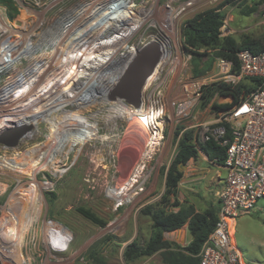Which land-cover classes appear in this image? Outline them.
<instances>
[{
	"label": "rangeland",
	"instance_id": "1",
	"mask_svg": "<svg viewBox=\"0 0 264 264\" xmlns=\"http://www.w3.org/2000/svg\"><path fill=\"white\" fill-rule=\"evenodd\" d=\"M15 3L19 14L14 19L9 18V10L0 4V64L2 60L13 64L21 59L12 83L23 81L22 89L21 86L18 87L12 101L19 99L23 107L15 108L16 110L0 108L4 111L0 115V136L14 129V126L10 125V128L5 123L8 115H17L15 112L21 108L26 107V115L32 112L42 117L35 118L36 121L31 119L30 125H25L29 132L34 131L32 139L15 147L0 142V216L4 215V208L7 210L13 202L12 198H16L21 201L17 205V212L21 216L24 213L25 217H33L38 221L36 227L29 228L31 233L36 230L39 237L46 236V219L58 221L66 226L72 235L70 252L82 248L81 252L75 253L76 264H164L161 251L133 260L126 257V251L130 243L135 241L142 247L152 237V211L158 208H164L168 212L178 210V207L170 205L174 203L173 198L171 202H163L166 172L174 159L177 146L175 132L179 126L183 128L184 125L195 121H203L208 115L203 113V110H198L193 111L195 118L184 119L177 125L167 123L164 150L159 157L156 156L157 160L149 163V168L144 173L147 185H143L144 189L140 193L134 185L129 188L126 182L142 161L150 133L142 121L134 118V113L142 104L149 86V93L165 88L166 91L163 92H167L171 101L186 94L183 88L186 82L199 78L192 75V55L188 54L184 47L183 28L187 20L198 13L217 8L224 17L222 36H230L238 43L246 37L264 39V2L15 0ZM88 3H94L97 9L93 8V13L88 14L85 21L79 19V22L83 23L82 28H86L87 35L82 39L77 32L70 34L71 37L74 36L75 41L78 38L77 42L82 40L83 43L68 61H79H71L68 64L65 61L64 68L47 73L48 76H43L42 80V75H37L28 84L26 67L40 66V61L55 51L53 43L61 40L59 33L54 30L58 29L60 19L64 16L65 20L74 18L77 14L80 18ZM168 6L172 7L173 13L165 20V15L169 14ZM253 7H256L255 11L245 12ZM126 27H130L131 31L123 33V39L113 42L110 47H94L96 54L93 51V55L87 54L86 57L84 52L91 41H94L93 38H108ZM159 48H162V51H159ZM164 53H167L168 59L163 64L162 74L157 73L161 75L159 80L164 83L159 85L160 81H155L157 78L148 85L155 75L154 71L161 64ZM100 54L107 58L97 64L96 57ZM161 56V60H158ZM205 59H208V55ZM103 65L105 66L102 67ZM12 77V70L0 76L2 91L10 88L11 85H6ZM38 80L41 81L40 85ZM82 83L81 90L78 88L77 92L73 91V87H80ZM63 87L66 94L63 93ZM53 94H57L55 100L53 98L54 102L48 100ZM97 94H102L101 98L97 97ZM74 97H84L89 101L86 104H77L76 100H73ZM64 100L67 103L63 108L55 104ZM118 108L126 111L121 117L116 116ZM45 109L50 110V113L45 114ZM71 117L84 119L85 124H82L83 121H71ZM58 125L63 127L64 131L65 128L71 131L61 145L57 138L63 131ZM38 159L39 161H36ZM154 163H157L158 167L155 168ZM14 164L17 165L13 167ZM205 181H201L200 185H205ZM125 186L128 188L125 189ZM121 202L123 205L116 210ZM179 202L184 203L180 200ZM83 210L94 213L96 219L93 221L86 217ZM181 229H188V240L185 243L187 245L192 238L191 232L187 224L178 230ZM175 231L165 232L164 235L166 240L180 244L174 238ZM231 236L246 263L264 264V199H260L253 210L242 213L236 219ZM25 240H28V236Z\"/></svg>",
	"mask_w": 264,
	"mask_h": 264
},
{
	"label": "built area",
	"instance_id": "2",
	"mask_svg": "<svg viewBox=\"0 0 264 264\" xmlns=\"http://www.w3.org/2000/svg\"><path fill=\"white\" fill-rule=\"evenodd\" d=\"M217 50L199 49L214 58L213 67L206 75L186 82L183 85L184 96L170 101L167 92H163L165 88L162 91L152 90L153 93H149L150 86L147 88L142 106L134 117L144 122L150 133L147 146L155 151L142 159L126 185L129 188L134 185L141 193L143 185H147L144 173L149 163L157 160L156 156L159 157L164 150L167 123L177 125L184 119L195 118L193 111L203 110L207 118L184 125L180 136L193 130L194 143L201 152L202 144L212 140L223 146L226 157L221 165L226 176L224 186L217 192L218 219L202 245L199 264H248L232 242L231 234L236 219L242 213L253 210L258 201L264 199V50L238 51L239 69H235L232 60L217 56ZM160 78L161 75L155 81H160ZM162 83L164 81L158 84ZM214 83H225L232 88L244 83L246 88L236 101L233 96H222L217 91L202 107L203 92ZM225 103L230 106L223 109L215 107ZM154 166L156 168L158 164L154 163ZM121 205L123 202L117 205L116 210ZM4 210V215L0 216V264H76L75 253L81 252L82 248L70 252L72 235L66 226L46 219V236L42 238L36 230L31 233L29 229L38 224L36 218L25 217L22 213V221H14L5 215ZM11 228L15 229L14 235L9 231ZM26 232L28 235H25ZM27 236L28 240H25Z\"/></svg>",
	"mask_w": 264,
	"mask_h": 264
},
{
	"label": "trees",
	"instance_id": "3",
	"mask_svg": "<svg viewBox=\"0 0 264 264\" xmlns=\"http://www.w3.org/2000/svg\"><path fill=\"white\" fill-rule=\"evenodd\" d=\"M0 4L9 10V18L14 19L19 14L15 0H0ZM255 10L256 7H253L245 12L250 13ZM223 26L224 17L217 8L198 13L185 22L183 28L184 47L192 55L190 63L194 77L206 75L213 67L214 58L208 56L206 60L207 53L200 52L201 48H217L216 55L232 60L235 69H239L238 51L249 49L260 52L264 50V39L246 37L244 41L238 43L230 36H222ZM245 88L246 84L244 83L235 88L225 83H214L204 90L201 106H205L217 91L222 96H233L236 101ZM229 106V103L215 105L217 109ZM181 128L182 126H179L175 132L177 146L174 159L166 172L163 196V202H171V198H173L174 203H170V205L178 207V210L168 212L164 208H158L151 212L154 233L142 247L135 241L128 245L126 257L130 260L141 256H152L161 251V259L164 264H199L202 245L216 225L219 204H211L204 211H197L193 204L179 202L178 185L184 173L182 166L191 159H197L200 152L194 143V131H185L180 136ZM201 150L210 160L218 164H223L225 161V148L213 140L202 144ZM147 211L150 212V210ZM83 214L93 221L96 219V215L91 211L83 210ZM186 224L193 236L189 244L181 245L164 239L165 232L178 230Z\"/></svg>",
	"mask_w": 264,
	"mask_h": 264
},
{
	"label": "bare ground",
	"instance_id": "4",
	"mask_svg": "<svg viewBox=\"0 0 264 264\" xmlns=\"http://www.w3.org/2000/svg\"><path fill=\"white\" fill-rule=\"evenodd\" d=\"M99 5V4H98ZM88 7V8H87ZM171 6H168V8H169V14H167V15H165V17H164V19L165 20H168L169 19V17H171V16H169V15H171L173 12H172V7L170 8ZM93 8L94 9H97V6L93 3H88L84 8H83V11H82V16H80V18H79V14H77L76 15V17H74V18H71V17H69V18H67V20H65L64 19V17H62L60 20L61 21H59V26H58V29H54L55 30V32L58 34L59 33V36L58 37H61V40H58V38H57V40L58 41H56L55 43H53V47H55L54 49H55V51L51 54V55H49V56H46V58H45V60H44V58H43V60L42 61H40V62H42L41 63V65L39 66V65H34V66H32V68H28V67H26L27 69L25 70L24 68H23V70H25V72H27V83L31 80V79H33V77H37V75H42V78L40 79V80H42L43 79V76H46L47 75V73H49L50 74V72L51 71H56V70H59V69H61L62 67L64 68V66H66V64H68L69 62H71V61H76V60H78V59H72V60H70V61H68V59H69V57L70 56H72V54L74 53V51L80 46V44L81 43H83V42H77V41H79V39L77 38V41H75L76 39L74 38V36H70V34L72 33V32H77V33H79L80 35L79 36H81V38L82 37H84L85 38V36L87 35V33H86V28H85V30L82 28L83 27V23L82 22H79V19H83V21H85L88 17H87V15L88 14H90L91 15V13H93L92 12V10H93ZM171 9V10H170ZM94 11V10H93ZM99 11V10H98ZM132 14H133V12H132ZM132 17V16H131ZM138 18V17H137ZM137 18H136V21H137ZM164 20V21H165ZM64 21H65V23H64ZM124 21V20H123ZM87 22V21H86ZM167 22V21H166ZM126 23H128V22H126ZM139 23V22H138ZM168 23V22H167ZM57 24V23H56ZM88 24V23H87ZM76 27H78V28H76ZM120 27V26H119ZM118 27V28H119ZM57 28V27H56ZM76 28V29H75ZM79 28H81V29H79ZM117 28V29H118ZM123 28V27H122ZM120 29L119 31H117V32H115L114 34H112L111 36L109 35V37L108 38H106L105 36V38H99L98 36H96L95 38H93L94 39V41L92 42L91 41V44L89 45V47H88V49L86 50V52H84L85 53V55H86V57H87V54L89 55V54H91V55H93L92 53H93V51L94 50H96L97 49V47H101V46H104V47H110L111 45H112V43L113 42H118L120 39H123V38H121L123 35V33H126L127 31H131V30H129V28L130 27H126V28H124V29ZM9 29V28H8ZM132 29V28H131ZM7 30V29H6ZM89 30V29H88ZM123 30V31H122ZM90 31V30H89ZM116 31V30H115ZM128 33V32H127ZM99 34V33H98ZM122 35V36H121ZM125 35V34H124ZM90 37V36H89ZM115 38L113 41H111V39L112 38ZM127 37V36H126ZM83 39V38H82ZM88 39V38H87ZM53 40V39H52ZM90 41V40H89ZM72 42V43H71ZM77 43V44H76ZM75 44V45H74ZM47 45V44H46ZM118 46V45H117ZM20 47V46H19ZM48 47V46H47ZM94 47L96 48V49H94ZM102 48V47H101ZM162 48H159L158 50L159 51H162L161 50ZM103 50V49H102ZM119 52V51H118ZM117 52V53H118ZM94 53H95V51H94ZM101 53V52H100ZM107 53V52H106ZM105 53V54H106ZM113 53V52H112ZM115 53V52H114ZM96 54V53H95ZM104 54V53H103ZM103 54H100L99 56H97L96 57V61L95 62H97V64H98V62L100 63V62H102V61H104V60H106V58L107 57H103ZM3 55V54H2ZM84 55V54H83ZM82 55V56H83ZM19 58V57H18ZM17 58V59H18ZM34 58V57H33ZM161 58H162V56L160 57V59H158V60H161ZM89 59H93V58H89ZM168 58H167V53H164L163 54V59H162V62H161V64L157 67V69L154 71V73H155V75L149 80V82H148V85H150L151 84V82L154 80V79H157V78H159L160 76L159 75H157V73H161L162 72V67H163V64H164V62L167 60ZM80 60H81V58H80ZM94 60V59H93ZM11 61V60H10ZM19 61H21V59L20 60H16V61H14V63L13 64H9V63H7L6 61H4V60H2V62H1V64H0V76H2V75H4L6 72H8V71H11L12 70V72H13V77H12V79H11V81L6 85V86H8V85H11L10 86V88L8 89L7 87V89L8 90H5V91H2L3 89H1V87H0V108H4L3 110H5V109H9V110H12L13 108L15 109V108H20V107H23V105L20 103V100L18 99V100H15V102H13L12 101V96H13V94L15 93V91H17V89H18V87H20L21 86V84L23 83V81L22 82H20V83H17V84H13L12 83V80L15 78V74H16V70L18 69V65H19ZM66 61V64H64V62ZM79 61V60H78ZM106 62V61H105ZM109 63V62H108ZM157 63H158V61H157ZM103 64V63H102ZM155 64V63H154ZM154 64L152 65V66H154ZM74 65V64H73ZM93 65V64H92ZM107 65V64H106ZM109 65V64H108ZM100 66V65H99ZM98 66V67H99ZM105 65H103L102 67H104ZM111 66V65H110ZM94 67V66H93ZM79 68V67H78ZM154 69V68H153ZM67 70V69H66ZM65 70V71H66ZM18 71V70H17ZM72 71V70H71ZM152 71V70H151ZM151 71H150V73H151ZM22 72H24V71H22ZM52 74V73H51ZM151 75L152 74H150L149 76L151 77ZM48 76V75H47ZM50 76V75H49ZM53 76H55V75H53ZM57 76H58V73H57ZM62 76H63V74H62ZM35 77V78H36ZM56 77V76H55ZM95 78H96V76H95ZM76 79V78H75ZM22 80V79H21ZM40 80H38V85H40L41 84V81ZM145 80H147V79H145ZM14 82V81H13ZM26 82V81H25ZM66 82H68V80L66 81ZM66 82H64V84H66ZM37 83V82H36ZM69 83V82H68ZM67 83V84H68ZM25 85H26V83H24ZM29 84V83H28ZM36 85V84H35ZM73 84L71 83L70 84V86H72ZM24 86V85H23ZM32 86H33V84H32ZM37 86V85H36ZM42 87V86H41ZM67 87H69V85H67ZM79 88V90H81V88H83V83L80 85V87L79 86H75V87H73V91H75V92H77L76 90ZM20 89H22V86H21V88ZM41 89V88H40ZM43 89V88H42ZM64 87H63V93L64 94H66L65 93V91H64ZM90 90V89H89ZM67 91V90H66ZM68 92H69V89H68ZM70 93V92H69ZM58 94V93H57ZM57 94H53L52 95V97L50 98V99H48L49 101H53L54 102V100H55V98H56V95ZM100 95V96H99ZM101 95L102 94H97V97H100L101 98ZM18 96V95H17ZM25 96V95H24ZM23 96V97H24ZM65 96V95H64ZM85 96V95H84ZM42 98V97H41ZM49 98V97H48ZM53 98H54V100H53ZM75 98V99H74ZM73 98V100H76V103L78 104V103H83V104H86L89 100L88 99H86V98H84V97H79V98H76V97H74ZM103 98V97H102ZM20 99H22V98H20ZM90 99V98H89ZM10 100L12 101V102H10ZM62 100V99H61ZM47 101V100H46ZM93 101V100H92ZM116 101H117V99H116ZM50 103V102H49ZM67 103V101H57L55 104L57 105H59V107H61L62 106V108H63V105L65 106V104ZM143 103V102H142ZM48 104V103H47ZM26 105V104H25ZM142 106V104L140 105V107ZM58 107V108H59ZM139 107V108H140ZM46 108H48V107H46ZM49 109V108H48ZM44 110V113L45 114H47L50 110ZM57 109V108H56ZM16 110V109H15ZM27 111V109H26V107L25 108H21V110H18V111H16L15 113H17V115H8V117H7V123H5V125H7V127H10L11 128V126H14L13 128H18V127H22V126H25V125H30V120L31 119H34L35 120V118H37V117H39V118H41L40 116H39V114L37 115V114H33L32 112L30 113V114H33V115H26V112ZM30 112V111H29ZM4 113V111H2V110H0V115L1 114H3ZM35 113H37V112H35ZM50 113V112H49ZM116 113H117V115L116 116H120L121 117V115H124L125 113H126V111L123 109V108H118L117 110H116ZM134 115H135V113H134ZM19 116H22L21 118H19V119H17ZM51 116V115H50ZM73 117H71L70 118V120L71 121H83L84 122V119L83 120H81V119H79V118H74V119H72ZM132 118V117H131ZM135 118V117H134ZM135 119H137V117L135 118ZM33 121V120H32ZM36 121V120H35ZM63 123H65V122H63ZM72 123V122H71ZM4 124V123H3ZM13 124V125H12ZM32 124V123H31ZM66 124V123H65ZM70 124V123H69ZM74 124V123H73ZM73 124H71V125H73ZM82 124H85V122L84 123H82ZM143 124H144V122H143ZM4 125V126H5ZM11 125V126H10ZM79 125V124H78ZM1 126H2V124H1ZM66 126V125H65ZM76 126V125H75ZM135 126V125H134ZM3 127V126H2ZM139 127V126H138ZM36 128V127H35ZM58 128H61V130L63 131L62 132V135L60 136V137H58L57 139L58 140H60V145L65 141V140H67V137L69 136L68 135V133L69 132H71L70 131V129H67V128H65V131L63 130V127H60L59 125H58ZM74 128H77V127H74ZM80 129V128H79ZM82 129V128H81ZM141 129H142V127H141ZM83 130V129H82ZM3 131V130H2ZM137 131V130H136ZM142 131V130H141ZM141 131H140V133H141ZM1 132V131H0ZM33 132L34 131H31V132H27L20 140H19V144H22L24 141H26V140H30V139H32V137H34V134H33ZM57 132V131H56ZM74 132V131H73ZM75 132H77L76 130H75ZM79 132H80V130H79ZM138 133V132H137ZM143 133H144V131H143ZM147 133V132H146ZM56 136V135H55ZM73 136V135H72ZM144 137H145V135H144ZM148 137V136H147ZM149 138V137H148ZM56 139V138H55ZM56 139V140H57ZM140 142V141H139ZM54 144V143H53ZM148 144V143H147ZM146 144V145H147ZM146 145H144V146H146ZM15 147V146H14ZM50 148V147H49ZM144 149V148H143ZM49 150V149H48ZM142 151V150H141ZM55 152V151H54ZM143 152H144V150H143ZM151 152H154V150L153 149H151L150 147H148V146H146V149H145V152H144V154H143V158L142 159H145L147 156H149L150 154H151ZM50 155H52V154H50ZM36 156H38V155H36ZM35 156V157H36ZM142 156V155H141ZM33 158V157H32ZM46 158V157H45ZM56 158V157H55ZM141 158V157H140ZM29 160V159H28ZM36 161H39V159L38 160H36ZM49 161V160H48ZM28 162V161H27ZM30 162V161H29ZM35 162V161H34ZM31 163H32V159H31ZM52 163V162H51ZM50 163V164H51ZM30 164V163H29ZM44 164V163H43ZM48 164V163H47ZM17 165V164H16ZM15 164L13 165V167H15L16 166ZM27 165V164H26ZM45 166V165H44ZM31 167H32V165H31ZM34 167V166H33ZM38 167H40V166H38ZM33 171V170H32ZM38 171V170H37ZM11 201H13L10 205H9V207H8V209L7 210H4L5 211V213H6V215L7 216H9L11 219H13L14 221H15V219L17 220V221H19L20 220V222L22 221V218L23 217H21V215L17 212V210H16V208H18V203H21V201L20 200H17L16 198H12V200ZM20 207H22V206H20ZM13 235H14V233H15V229L14 228H11L10 230H9Z\"/></svg>",
	"mask_w": 264,
	"mask_h": 264
},
{
	"label": "crops",
	"instance_id": "5",
	"mask_svg": "<svg viewBox=\"0 0 264 264\" xmlns=\"http://www.w3.org/2000/svg\"><path fill=\"white\" fill-rule=\"evenodd\" d=\"M201 154L197 159H191L187 163L178 185V199L181 202L193 204L197 211H204L211 204H219L217 192L224 186L226 176V171L221 164L210 160L206 154ZM203 180H206V184L200 185ZM187 233L188 229H181L173 234L175 240L182 245L183 239L184 244L188 240ZM192 239L193 236L189 241Z\"/></svg>",
	"mask_w": 264,
	"mask_h": 264
},
{
	"label": "water",
	"instance_id": "6",
	"mask_svg": "<svg viewBox=\"0 0 264 264\" xmlns=\"http://www.w3.org/2000/svg\"><path fill=\"white\" fill-rule=\"evenodd\" d=\"M134 82V81H133ZM140 82V81H139ZM138 84V83H137ZM29 129L27 127H18L7 131L6 133L0 136V142L7 144L9 146H16L19 144V140L27 133ZM187 164L182 166V169H186ZM197 175V174H196ZM166 240V236L164 235ZM182 245L184 244V239L182 240Z\"/></svg>",
	"mask_w": 264,
	"mask_h": 264
}]
</instances>
